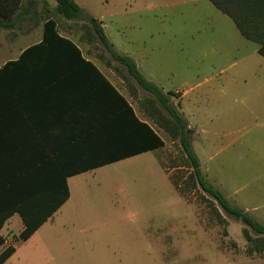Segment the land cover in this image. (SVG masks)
<instances>
[{"label":"crops","instance_id":"1","mask_svg":"<svg viewBox=\"0 0 264 264\" xmlns=\"http://www.w3.org/2000/svg\"><path fill=\"white\" fill-rule=\"evenodd\" d=\"M74 1L100 22L113 48L130 57L147 81L171 92L170 99L187 120L179 100L189 89L169 90L164 84L171 43L161 16L123 4L108 7V0ZM55 7L56 0H38L20 23L0 28V218L5 217L0 253L13 249L2 264L118 258L119 236L90 233L118 227L123 221L119 211L155 209L167 192L179 194L156 156L165 144L163 131L140 104L150 93L132 78L124 80L125 66L98 42L83 38L76 25L80 21L65 18ZM49 18L57 23L58 35L72 44L58 37L41 42ZM157 135L164 142L159 147ZM200 167L209 180V170ZM62 177L68 197L55 208ZM238 205L250 213L256 208ZM100 211H110L111 219L101 220ZM24 216L38 225L25 239ZM58 226L79 248L69 256L60 250ZM160 236L171 242L184 237L172 228ZM99 240L106 245L96 246ZM63 255L66 260L60 263Z\"/></svg>","mask_w":264,"mask_h":264},{"label":"rangeland","instance_id":"2","mask_svg":"<svg viewBox=\"0 0 264 264\" xmlns=\"http://www.w3.org/2000/svg\"><path fill=\"white\" fill-rule=\"evenodd\" d=\"M121 4L161 16L171 43L164 84L169 90L189 89L179 101L192 126L191 139L200 163L231 202L250 210L256 207L251 214L264 223V57L257 52L258 45L245 39L209 0H108L107 5ZM162 136L165 144L156 156L178 185L179 194L167 192L155 209L119 211L123 221L118 227L90 233L119 236L122 253L118 258L68 260H83L84 264H264V254L247 253L243 233L247 226L192 185L179 141L165 132ZM110 214L100 211V219L108 221ZM171 228L183 239L171 242L168 236H160ZM69 234L59 226L56 229L66 256L79 249L68 240ZM250 234L254 236L251 230ZM95 245L106 243L99 240ZM65 255L58 259L60 263Z\"/></svg>","mask_w":264,"mask_h":264},{"label":"trees","instance_id":"3","mask_svg":"<svg viewBox=\"0 0 264 264\" xmlns=\"http://www.w3.org/2000/svg\"><path fill=\"white\" fill-rule=\"evenodd\" d=\"M38 0H0V28L10 29L20 23L24 15L36 6ZM215 7L227 14L235 23L240 33L248 40L258 44V53L264 57V0H209ZM56 12L67 19L79 20L77 26L83 31L82 37L89 42H98L111 58L123 64L127 75H122L124 80L132 78L141 88L150 93V96L140 99L144 114L156 125L158 129L168 134L172 140H178L185 155L188 167L191 169L188 179L193 186L201 188L205 193L212 197L220 210L229 216L241 220L247 228L243 233L247 240V253L264 254V223L259 221L250 212L241 206L232 203L221 191L219 187L210 182L203 174L200 162L191 144V134L193 129L188 126L185 117L179 111L177 105L170 99L168 94L147 81L138 71L135 62L126 55L119 54L106 38L100 22L92 15L87 13L74 0H56ZM53 37L61 38L69 43L66 38L58 35L57 23L49 18L43 24L42 43L51 41ZM72 44V43H71ZM98 46V45H97ZM98 46V47H99ZM150 129V128H149ZM152 132V130H150ZM164 144L163 140L157 135V147ZM174 183V182H173ZM178 188V185L174 183ZM57 208L67 197L68 190L64 177L59 180ZM211 203L213 210L221 223L224 222L219 210ZM0 218V227L4 220ZM25 228L21 232L22 238H27L34 232L38 225L32 224L29 218L25 217ZM253 231L254 236L250 234ZM3 238L0 235V245ZM13 249L7 247L0 253V264H2Z\"/></svg>","mask_w":264,"mask_h":264}]
</instances>
